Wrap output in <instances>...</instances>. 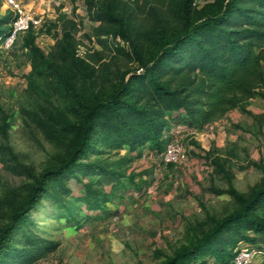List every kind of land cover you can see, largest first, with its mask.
Instances as JSON below:
<instances>
[{
    "label": "rangeland",
    "instance_id": "rangeland-1",
    "mask_svg": "<svg viewBox=\"0 0 264 264\" xmlns=\"http://www.w3.org/2000/svg\"><path fill=\"white\" fill-rule=\"evenodd\" d=\"M1 1L0 16L10 11L6 0ZM18 1L41 16L35 42L45 54L52 49L56 32L63 25L71 28L77 53L93 67L90 90L107 94L116 77L136 68V55L120 37L109 36L107 47L97 42L93 27L98 23L90 19L83 0ZM123 1L132 9L131 38L147 43L159 22L161 3ZM208 1L196 0L199 5ZM25 35L12 48L0 45V226L29 191L31 182L18 172L19 164L38 173L67 154L68 141L49 137L38 121L59 129L50 112L76 119L56 75L32 71L30 54L23 47ZM163 138L165 146L182 142L185 160L166 164L164 147L117 149L95 137L82 162L98 164L108 172L85 174L74 166L75 175L67 173L61 184L50 180L39 204L28 213L29 222L11 241L20 246L28 232L56 243L32 264H160L238 207L229 194L219 191L232 186L247 195L263 181L264 98L260 96L243 99L204 127L171 126ZM212 158H218L222 170ZM255 213L264 217V204ZM236 248L260 251L252 264H264L261 239L240 240ZM201 260L223 264L210 255Z\"/></svg>",
    "mask_w": 264,
    "mask_h": 264
},
{
    "label": "trees",
    "instance_id": "trees-1",
    "mask_svg": "<svg viewBox=\"0 0 264 264\" xmlns=\"http://www.w3.org/2000/svg\"><path fill=\"white\" fill-rule=\"evenodd\" d=\"M83 1L90 19L98 23L93 27L97 42L107 47L109 36L120 37L136 55L137 66L116 77L109 93L93 91L87 86L93 80V67L77 53L69 26L56 32L47 54L36 44L34 32L26 33L23 47L30 54L32 71L56 75L70 98L68 110L76 119L70 120L60 111L50 112L59 129L38 121L49 137L66 139L68 151L38 173L19 164L18 172L31 184L21 205L12 208L7 222L0 226V264H32L56 247L55 242L28 232L20 246L11 237L29 222L28 213L39 204L50 180L61 184L67 173L75 175L74 166L85 174L108 172L98 164L82 162L95 137L117 149L149 145L161 150L165 149L164 132L171 126L204 127L238 107L243 99L264 98V0H211L202 5L196 0H158L162 5L159 22L147 43L131 38L128 22L132 9L125 1ZM13 20L11 11L0 16V43ZM211 161L222 170L218 158ZM219 193L229 194L238 207L214 220L208 232L160 264H205L204 255L232 264L240 240L254 243L261 239L264 243V217L255 213L264 204V178L247 195L232 186ZM84 199L91 203L88 196ZM231 231L235 236L231 237Z\"/></svg>",
    "mask_w": 264,
    "mask_h": 264
},
{
    "label": "built area",
    "instance_id": "built-area-1",
    "mask_svg": "<svg viewBox=\"0 0 264 264\" xmlns=\"http://www.w3.org/2000/svg\"><path fill=\"white\" fill-rule=\"evenodd\" d=\"M6 6L10 9L14 16L10 31L5 39L0 43L3 48H12L21 34H26L32 30L35 34L36 29L41 25V16L32 10H28L18 0H6ZM186 149L182 142H169L163 151L162 158L164 162L176 163L185 160ZM258 250L254 248L239 249L232 264H252L253 258L258 254Z\"/></svg>",
    "mask_w": 264,
    "mask_h": 264
}]
</instances>
